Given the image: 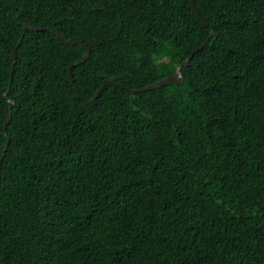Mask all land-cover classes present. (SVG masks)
Segmentation results:
<instances>
[{
  "label": "trees",
  "instance_id": "obj_1",
  "mask_svg": "<svg viewBox=\"0 0 264 264\" xmlns=\"http://www.w3.org/2000/svg\"><path fill=\"white\" fill-rule=\"evenodd\" d=\"M194 4L87 106L24 23L89 100L190 0H0V264H264V0Z\"/></svg>",
  "mask_w": 264,
  "mask_h": 264
},
{
  "label": "water",
  "instance_id": "obj_2",
  "mask_svg": "<svg viewBox=\"0 0 264 264\" xmlns=\"http://www.w3.org/2000/svg\"><path fill=\"white\" fill-rule=\"evenodd\" d=\"M190 6H191L192 10L195 12L197 18L201 21V23L204 26L209 27L210 33H209V35L207 37L204 38L203 42L200 45H198L195 49H193L191 51V53L189 54V56L186 57L181 62V64L179 65L178 69L175 72H173L169 76H167V77H165V78H163V79H161L159 81H155L153 83H150L149 85H146V86L141 87V88H138V89H130V88L126 87L125 85H123L121 83H118L116 81H113V80H110V79H104L102 81L101 85L98 87V89L95 92V94L89 100H86V99H84L81 96V94L79 92V89H78L77 85L75 84L74 79H73V75H72V69H73V67L76 66V65H78V64H80V63H82L83 61H85L89 57V53H90L89 48L82 41H80V40H77V39H74V40L64 39L62 33H59L58 31H56L54 29H51V28H48V27H35V26L30 25L28 23H24V30H27V29H30L32 31H42V30H46V31H49L50 33L54 34L58 38L63 39L65 44H78V45H81L84 48L85 53L83 54V56L80 57L79 59L75 60L74 62H72L71 64H69L67 66V75H68L69 81L71 82V84L73 85V88L75 89V91L77 93V96L80 99H82L87 106H90V105L93 104V102L96 100V98L100 95V93L103 91L104 87L107 84H112V85L121 87L123 89L128 90L131 93H136V92L147 91V90H150L152 88H156V87H159V86H162V85H171V84L181 83L183 81V79H184L183 78V74H184L185 68L187 67V65L189 63V60L193 57V55L196 52L200 51L202 48H204L206 46L207 41H208V39L210 37L215 36V33L213 32V30L211 29V27L198 14V12H197V10L195 8L194 0H190ZM19 45H20V41L17 42V44L15 45V47L13 48V50L11 52L10 60L12 62V65H14V63H15L16 50H17V48H18ZM2 97H3V99L8 104V114H7V117H6L5 122H4V127L6 128L7 124L10 121V118H11V112H12V107H13V104L14 103H13V101L11 99H9L7 93H4L2 95ZM8 141H9V138L7 137V142L4 144V148L7 147ZM3 155H4V151H3V154L0 156V168H1V164H2Z\"/></svg>",
  "mask_w": 264,
  "mask_h": 264
}]
</instances>
